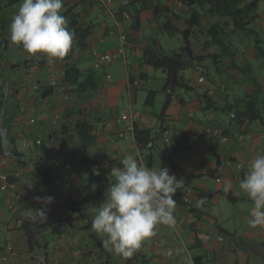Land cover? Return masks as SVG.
Here are the masks:
<instances>
[{
  "label": "crops",
  "instance_id": "crops-1",
  "mask_svg": "<svg viewBox=\"0 0 264 264\" xmlns=\"http://www.w3.org/2000/svg\"><path fill=\"white\" fill-rule=\"evenodd\" d=\"M79 1L81 0H64V4L71 5ZM21 2L22 0H6L3 4L0 3V127L8 129L7 137H14L18 150L27 157L26 163L6 157L7 162L2 166L9 171H20L23 176L35 181L38 192L29 193L21 184L17 191L0 192V218L5 220V223L0 221V242L10 240L17 248V255L8 263L0 264H124V257L106 249L101 243L103 237L91 230L92 219L106 199L107 191L88 204V220L77 221L73 226L64 222L68 213L67 196L80 199L92 189L87 167L82 163L84 157L92 159L96 163L94 167L105 172L110 180L109 185L114 182L110 175L111 168L121 167V160L127 154H134L138 163L143 162L153 170L162 167L161 151L165 144L160 134L164 129L170 131L174 141L186 137L189 145L187 150L173 155L183 169L181 173L174 175L184 183L183 188L178 189L173 197L176 200L174 215L176 219L184 217L186 222L178 239H174V228L158 225L155 236L160 241L157 242L155 236L148 238L138 251L146 255L151 264H205L208 259L209 264H219L216 257H208L212 249L206 246L204 239H213L219 232L230 236L231 232L222 225L219 216L213 214L211 205L220 204L219 195L224 194L231 202L248 198L240 190L239 182L244 178L249 162L257 156V149H264V124L259 120L234 118V112L244 109L248 97L256 94V78L264 90V81L256 75V68H264V65L255 55L252 37L247 33H236L227 38L231 51L234 52L232 58L228 54L215 56L216 52L204 50L200 56H204L201 63L208 68L206 80L200 82L193 67L189 68L191 74H187L185 70L184 75L194 89L178 90L165 109L163 106L167 96L164 93L159 110L135 109L133 101H136V95H131L130 103L139 112L134 123L139 130L150 129L151 137L156 138L151 149H142L135 132L127 139L118 137V132L125 130L127 126L126 123L119 122V115L129 107L120 110L118 107L101 106L96 99L97 90L73 96L68 102H64L60 93L55 91L44 98L33 91L21 94L20 86L45 83L54 70L61 68L58 59L43 54L33 56L22 46L12 42L10 24ZM86 2L89 4L90 0ZM156 3L167 4L177 13H183V8L174 0H136L138 8H145L140 13L142 25L148 20L156 27L151 14ZM128 8L131 12L134 10L132 5ZM122 9L118 0L110 6L103 2L94 3L88 14V20H92L94 24L89 45L84 49L74 50L67 65L75 64L82 70L94 68L92 49L111 51L119 46L120 38L116 31L119 21L123 31L130 35L132 19L124 20L120 13ZM258 13L259 17L253 27L264 38V0H259ZM211 24H204V27ZM142 34L140 32V35L129 37L127 58L129 52L137 65L135 71L138 74L145 73L146 79L150 68L138 61L142 60V51L148 42L141 41ZM208 60L210 64L207 63ZM163 84L156 90H161ZM111 87L112 91L116 88L114 84ZM79 109L84 112L82 115L86 114L94 123L96 144L83 153L79 147L74 146L76 140L72 142L68 136H64L57 145L48 148L45 143L53 116L60 114L62 122L69 124L77 118ZM68 112L71 115L66 118ZM25 121H30V124L23 128L22 133H18L16 126ZM109 123L113 124L111 130L107 128ZM216 128L227 137L226 142H221L214 135ZM241 133L248 138L238 139L237 135ZM147 135L140 134L145 138ZM23 138L30 141V148L23 147ZM182 143H179V147ZM222 159L227 161V167L222 181L217 182L215 171ZM172 167L167 168L172 170ZM43 171L51 178L48 183L40 184ZM229 181L232 189L224 193L223 187ZM212 182L216 183L214 187ZM37 196H51L54 199L48 204V209H44L46 219L38 221L41 229L30 244L16 221L28 216L33 209H43L44 203L36 200ZM184 197H189L192 203H184ZM62 227L66 230V237L61 233ZM259 229L261 233L254 234L251 240L259 247L263 262L264 226ZM201 250L203 253L198 254ZM198 256L201 258L197 261L195 257Z\"/></svg>",
  "mask_w": 264,
  "mask_h": 264
},
{
  "label": "trees",
  "instance_id": "trees-1",
  "mask_svg": "<svg viewBox=\"0 0 264 264\" xmlns=\"http://www.w3.org/2000/svg\"><path fill=\"white\" fill-rule=\"evenodd\" d=\"M16 1V0H14ZM87 0H81L75 4H64L61 15L68 19V27L74 33L72 41V47L70 55L74 50L84 49L89 45V39L93 34L94 24L92 20H88V14L93 7L94 0H90L89 4ZM160 1V0H159ZM180 1L183 4V13H177L172 10L169 5L156 3L153 6V16L159 27L165 32L173 34H181L184 40L183 45L179 51L174 52L172 55L165 54L161 50V46L158 41H148L143 48L142 65H147L153 69H161L165 74V82L160 91L149 90L146 97V105L153 106L156 102V96L158 92L164 93L167 96V100L164 103L163 108L168 105L172 96L177 93L178 90H193L194 86L190 84V81L186 79L184 71L187 68L195 66L196 63H201L204 56L195 55L191 45V38L195 37L197 30L204 31L209 35V41L213 44H218L221 47V52L214 55L228 54L234 55L231 51V45L226 37L236 33H247L253 39V49L257 58H259L264 65V38L253 27L254 23L259 17L258 5L259 0H174ZM133 6V11L128 8ZM127 9L130 11L132 25L130 35H127V48L129 46V37L140 35L142 21L141 11L144 7L138 8L136 0H130ZM122 8V7H121ZM121 13V12H120ZM213 20L214 23L209 27H204V19ZM164 19V20H163ZM174 19L185 20L186 27L179 28L176 25ZM222 36H225L224 38ZM208 46V44H205ZM217 58V57H216ZM232 58V57H231ZM216 60V59H215ZM134 72L129 71V76H133ZM140 78L145 79V73L141 72ZM65 79L70 87V93L73 96H80L87 92L97 90L101 85V80L94 68L88 70H82L75 64H68L65 70ZM256 94L250 95L244 109L236 110L234 112V118L238 120H259L264 124V90L262 85L256 78L255 80ZM55 91L54 88L43 87L40 90L41 97H47ZM84 111V110H83ZM84 113V112H83ZM81 112V109L77 111V118L73 121L63 122L60 126L63 136H68L70 141H77L75 147H79L83 153L87 152V149L96 144L97 136L94 133V123L89 120ZM71 112L66 113L65 117H70ZM135 125V136L138 144L142 149H151L155 144L154 137H151V131L139 130ZM163 131V130H162ZM161 131V133H162ZM7 128L0 127V154L5 157H12L18 160L20 163H26L27 157L24 153L20 152L17 148L15 138H8ZM6 135H3L5 134ZM141 133L148 134V137H141ZM161 137V134H160ZM65 140V139H64ZM6 141V143H5ZM183 142V143H182ZM179 143L182 146L179 147ZM189 145L187 138L180 137L174 141L171 139L170 145H165L162 149L163 164L162 167L173 166L170 170V174H178L183 171L182 167L173 158V155L177 152L187 150ZM220 162V161H219ZM82 163L87 167V174L92 184L91 191L82 198H74L71 195L67 196L68 213L64 217V222L68 226H73L77 221L88 220L87 207L90 201L102 196L108 189L109 178L104 171L98 170L94 167L96 164L92 159L84 157ZM51 176L47 175L43 171V179L40 184L48 183ZM93 185L95 188L93 189ZM231 197L229 194H227ZM89 224V222H88ZM90 226V224H89ZM21 229L24 230L26 238L30 244L35 239L36 233L41 229V225L38 220L29 219L28 216L23 218V224ZM104 249V248H103ZM201 257H195V260H199ZM124 264H151V260L146 255L140 253L138 250L130 258H124Z\"/></svg>",
  "mask_w": 264,
  "mask_h": 264
},
{
  "label": "clouds",
  "instance_id": "clouds-1",
  "mask_svg": "<svg viewBox=\"0 0 264 264\" xmlns=\"http://www.w3.org/2000/svg\"><path fill=\"white\" fill-rule=\"evenodd\" d=\"M63 4L64 0H22L10 24L12 42L33 56L43 54L63 59L74 38L68 19L61 15ZM110 175L114 182L92 219L91 230L103 237L101 243L106 249L130 258L146 239L156 235L158 225L176 226L173 197L184 183L170 174L167 167L153 170L138 163L131 153L122 158L121 167L111 168ZM239 188L252 203L249 227L264 226V155L258 154L249 162ZM231 189L232 183L226 182L224 193ZM35 199L50 204L54 198ZM33 210L29 219L42 222L46 219L44 209Z\"/></svg>",
  "mask_w": 264,
  "mask_h": 264
},
{
  "label": "rangeland",
  "instance_id": "rangeland-1",
  "mask_svg": "<svg viewBox=\"0 0 264 264\" xmlns=\"http://www.w3.org/2000/svg\"><path fill=\"white\" fill-rule=\"evenodd\" d=\"M5 1L6 0H0V3L3 4ZM151 14L153 16V12ZM174 21L179 28L182 29L186 27L185 20L174 19ZM209 22H212V20H207L205 18L203 20V25L208 24ZM152 23V21L150 22L148 20L143 23L141 27L143 30L141 31L143 33L141 41L146 43L147 41H152L151 38H153V40L159 42L161 50L168 55H172L174 52L179 51L184 43L182 35H171L165 32L159 27L157 22L155 23V19L154 24L156 27H153ZM222 37L224 38L225 36ZM209 39V35L206 32L197 30L195 37L191 38V45L195 55H200L206 49L210 52H221L220 45L213 44ZM205 44H208V46ZM131 58L132 57H130V53L128 52L127 60L119 59L107 66L95 69L101 80V85L95 93L98 104L109 108L118 107L122 110L129 107L131 95H136V101H133L135 109L159 110L160 102L163 98L161 92L157 93L156 102L153 106L146 105L145 101L148 95V90L158 89L159 85L165 82L164 79L166 78V74L161 69H153L149 67L148 78L143 81L144 88L130 91L126 87L129 71L131 70L135 75H138L135 71L137 66L136 62ZM138 61L143 63L140 59H138ZM207 63L210 64V60H208ZM186 71L187 74H191L192 72L189 68L186 69ZM256 75L259 79L264 81V68H256ZM113 84L116 86L114 91H112L111 87ZM215 185L216 183L212 182V186L214 187ZM219 187H221V185H219ZM219 198L220 204L211 205L213 214L219 216L222 225L229 229L231 235L229 236L224 232H219L218 235L213 236V239H204L206 246L208 245L212 249V252H209L208 257H216L219 264H230L232 261L234 264H262L259 247L251 240L254 234L261 233V231L259 227L251 228L248 224L252 203L249 202L248 198H242L238 202H231L226 194L219 195ZM2 219L4 218L1 217L0 221L5 223V220ZM200 253H203V251L201 250L198 254ZM208 260L205 261V264L210 263Z\"/></svg>",
  "mask_w": 264,
  "mask_h": 264
},
{
  "label": "built area",
  "instance_id": "built-area-1",
  "mask_svg": "<svg viewBox=\"0 0 264 264\" xmlns=\"http://www.w3.org/2000/svg\"><path fill=\"white\" fill-rule=\"evenodd\" d=\"M95 2H103L107 6H110L116 2V0H94ZM120 2L122 9L121 16L124 20H129L131 19L130 12L128 11L127 7L130 3V0H118ZM177 5L181 8H183V4L180 1H176ZM264 15V14H263ZM116 31L119 35L120 38V44L119 46L111 51H99L98 49H92V56L94 57V63L93 67L95 69L100 68L102 66H107L119 59H124L127 60V34L123 31L121 27L120 21L117 23L116 26ZM70 57V52L63 58V59H58L59 62H61V68H58L52 72V74L49 76L47 81L45 83H33V84H24L20 86V92L21 94H27L30 91L37 92L39 93L41 88L46 87V88H54L55 92H59L61 99L64 102H68L69 100L72 99L73 95L70 93V87L65 79V70L67 67V60ZM194 70L197 73L199 77L200 82H204L206 80V75L208 73V68L206 65L202 63H196L194 66ZM110 80V79H109ZM143 86V80L140 78V75H133L132 77L128 75L127 79V88L131 90H136L139 89ZM139 116V112L134 110L132 107V104L130 103V106L127 110H124L123 112L120 113L119 115V122L126 123L127 126L125 130L118 132V137L125 138L127 139L130 135L134 134L135 132V123L134 120L135 118ZM62 117L60 114H56L53 116L50 122V129H49V134L46 140V146L48 148L54 147L57 145L62 139H63V134L61 132L60 126L62 124ZM30 124V121H25L21 124H18L16 126V130L18 133H22L23 128L25 126H28ZM108 129H113V124L109 123L107 125ZM214 135L220 138L221 142H226L227 137L223 135L222 131L218 128L214 130ZM238 139H244L248 138L244 134H238L237 135ZM264 139V135L262 136ZM161 139L165 145H170L171 144V136H170V131L168 129H164L161 133ZM22 145L24 148H30L31 143L27 138L22 139ZM261 154L264 155V149L262 147L257 149V155ZM6 157H3L0 155V192H7V191H17L18 186L21 184L25 187V189L32 194H35L38 192V186L35 181L32 179H29L25 176L20 171H9L6 170L2 165L5 164ZM142 164H145L141 162ZM146 165V164H145ZM147 166V165H146ZM227 167V161L222 159L217 165L216 171H215V179L217 182L222 181L223 174L226 170ZM184 203L186 204H191L192 201L189 197H184L183 198ZM43 209L47 210L48 209V204L43 205ZM177 223L176 226L174 227V239L180 238L181 235V230L183 228V225L186 222V219L184 217H178L176 219ZM23 224V218H19L16 221V225L21 228ZM61 233L63 237H66V230L64 227L60 228ZM157 242L160 241V239L155 236L154 238ZM174 246H176V243H174ZM17 255V248L14 242L10 240H5L0 242V262L3 263H8L10 259ZM264 264V260L262 262Z\"/></svg>",
  "mask_w": 264,
  "mask_h": 264
}]
</instances>
